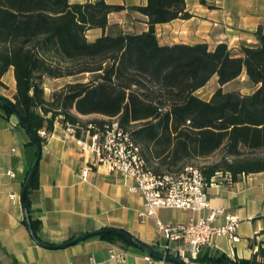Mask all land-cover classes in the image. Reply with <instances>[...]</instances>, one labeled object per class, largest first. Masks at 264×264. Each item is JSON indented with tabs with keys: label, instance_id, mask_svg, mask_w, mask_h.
I'll return each instance as SVG.
<instances>
[{
	"label": "trees",
	"instance_id": "trees-1",
	"mask_svg": "<svg viewBox=\"0 0 264 264\" xmlns=\"http://www.w3.org/2000/svg\"><path fill=\"white\" fill-rule=\"evenodd\" d=\"M128 8L148 17L147 30L107 33L109 15L126 9L107 0H0V85L6 87L2 77L11 68L17 82L13 99L0 92V100L15 106L42 146L46 137L40 131L51 133L58 118L64 126H78V136L117 119L156 172L180 171L190 160L219 150L218 161L199 166L209 183L226 173L237 181L264 172V31H258V44H243L238 51L227 43L214 49L207 43L162 45L157 24L191 18L186 0H148ZM95 28L103 34L90 40L88 31ZM244 71L255 91H225ZM86 73L91 78L69 82L47 98V78ZM214 76L218 88L209 100L201 98L197 91ZM87 115L103 117L82 120ZM37 181L38 169L30 189ZM30 218L36 240L53 245L40 238V221ZM99 236L140 248L115 233ZM263 259L261 246L248 259L214 253L197 262L264 264Z\"/></svg>",
	"mask_w": 264,
	"mask_h": 264
},
{
	"label": "crops",
	"instance_id": "crops-1",
	"mask_svg": "<svg viewBox=\"0 0 264 264\" xmlns=\"http://www.w3.org/2000/svg\"><path fill=\"white\" fill-rule=\"evenodd\" d=\"M84 3L88 0H70ZM148 0H107L110 4L125 5L126 9L109 15L108 32L140 33L149 28L148 17L130 10L131 5H145ZM189 19L178 18L157 24L160 44L207 43L214 49L220 43L238 51L243 44H258V31H264V0H186ZM103 34L100 28L88 31L95 40ZM247 77L246 71L242 74ZM209 100L218 88V77ZM214 77L212 79H214ZM211 79V80H212ZM239 79V78H238ZM223 86L225 91L235 81ZM74 81V77L47 78L46 96ZM0 92L13 99L17 82L11 68L3 77ZM57 82V84H55ZM54 83V84H51ZM99 115L81 116L82 120L102 118ZM80 136L67 135L60 118L46 137L38 166L37 185L28 193L29 211L40 221L39 236L54 244L67 242L81 234L103 227L124 229L158 249L167 242L165 233L155 218L143 221L139 213L144 210V198L131 187L133 180L112 172L105 164L93 166L86 180L82 171L91 164V154L82 152ZM16 114L7 115L0 109V264H148L145 252L120 241L111 242L99 235L66 248H53L40 244L28 229L24 208L23 188L30 169L38 155L35 145ZM9 171L14 176L8 174ZM210 208L183 210L162 208L158 218L163 222L186 223L209 214L211 208H223L215 221L223 224L230 215L239 221V241L228 236H217L216 247L202 248L199 258L224 253L232 259H248L264 247V172L242 175L230 181L217 175L208 186ZM167 211H172L168 214ZM123 247L129 255L123 262L110 258V248ZM262 259L261 257H259ZM264 261V259H263ZM175 264V263H174Z\"/></svg>",
	"mask_w": 264,
	"mask_h": 264
},
{
	"label": "built area",
	"instance_id": "built-area-1",
	"mask_svg": "<svg viewBox=\"0 0 264 264\" xmlns=\"http://www.w3.org/2000/svg\"><path fill=\"white\" fill-rule=\"evenodd\" d=\"M92 128H95L91 126ZM78 126L69 122L65 125L67 135H76ZM47 137L46 131H40ZM86 138H79L82 152H88L92 158L91 164L82 171V177L87 179L93 166L105 164L110 171L118 172L131 179L132 190L138 191L144 198V210L139 213L145 221L155 218L161 230L165 233L167 242L160 248L167 254L187 260L189 264H198L197 259L204 247L215 248L217 236H228L233 241H239L238 226L240 219L230 215L226 221L218 225V216L224 213L223 208H211L208 215L191 219L186 223L163 222L158 218V210L176 208L183 210H204L210 208L208 199L209 182L199 166L188 164L176 172H156L142 153L141 146L132 134L122 128L117 119L106 124L103 129L95 128V132L87 130ZM9 175L14 176L12 171ZM232 181L229 173L224 175ZM129 255L123 247L110 248V258L125 261ZM148 264H174L166 259L145 253ZM93 264H96L93 261Z\"/></svg>",
	"mask_w": 264,
	"mask_h": 264
},
{
	"label": "water",
	"instance_id": "water-1",
	"mask_svg": "<svg viewBox=\"0 0 264 264\" xmlns=\"http://www.w3.org/2000/svg\"><path fill=\"white\" fill-rule=\"evenodd\" d=\"M0 105L8 107L15 112V114L20 118L22 125L24 126V128L28 132L30 138L33 140V142L35 143V146L37 148L38 155H37L32 167L30 169V172L28 174V177H27V180L25 182L23 192H22L23 208H24L26 223H27L29 231L31 232L32 236L35 238V234L33 232L32 224H31L30 211H29V207L27 204V193L31 187V184L33 182V178H34L35 173L38 169L40 159L42 156L43 147H42V144L38 141L37 137L34 135V133L30 130V128H29L28 124L25 122V120L21 118V115L18 113L17 109L15 108V106L12 103L0 100ZM104 233H115L121 237H124L128 240H131L132 242L137 244L142 250H144L146 253H150V254L158 257V258L166 259L167 261H170V262L175 263V264H189V262L187 260L178 258V257L173 256L171 254H167L164 251L153 246L152 244H149V243L139 239L138 237H136L132 233H130L124 229L115 228V227H103V228H100L97 230H93V231L81 234V235H79V236H77V237H75V238H73L67 242H64L61 244H54V245H51L50 247L66 248V247H69V246L74 245L76 243L82 242V241H84V240H86L92 236H98V235H101Z\"/></svg>",
	"mask_w": 264,
	"mask_h": 264
},
{
	"label": "rangeland",
	"instance_id": "rangeland-1",
	"mask_svg": "<svg viewBox=\"0 0 264 264\" xmlns=\"http://www.w3.org/2000/svg\"><path fill=\"white\" fill-rule=\"evenodd\" d=\"M91 76L92 75L89 74V73L77 75V76H74V81L75 80H88L89 78H91ZM216 82H217V79H216V77H214V79L210 80V82H209L210 85L208 86V88H206L203 91H201L199 93V95L207 98L212 93V91L214 90V86H215L214 84ZM51 84H54V83H51ZM55 84H57V82ZM229 88L240 90L244 94H250L253 91H255L257 86L254 85L248 79V77L242 75L237 81H235L231 86H229ZM88 120H91V119H87V121ZM222 153H223V151L219 150V151H217L215 154H213L210 157H207V158H195V159L190 160L189 163L194 164L196 166H204V165H207V164H211V163H213L215 161H218L220 159ZM167 212H168V214L172 213V211H167Z\"/></svg>",
	"mask_w": 264,
	"mask_h": 264
}]
</instances>
